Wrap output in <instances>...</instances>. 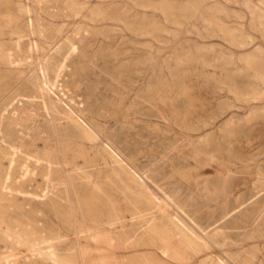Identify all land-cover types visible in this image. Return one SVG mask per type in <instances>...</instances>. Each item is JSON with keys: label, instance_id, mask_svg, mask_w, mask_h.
I'll return each mask as SVG.
<instances>
[{"label": "rangeland", "instance_id": "374dc122", "mask_svg": "<svg viewBox=\"0 0 264 264\" xmlns=\"http://www.w3.org/2000/svg\"><path fill=\"white\" fill-rule=\"evenodd\" d=\"M201 1L93 0L94 8L104 6L106 19L46 16L40 34L32 28V33L0 38V56L9 58L24 48H52L47 57L55 86L52 96L90 123L100 140L105 132L98 126L110 129L127 158L121 160L151 192L160 197L162 188L185 208L195 243L167 225L158 211L134 206V198L126 206L110 190L100 196L79 188L85 219L70 216L71 207L54 186L61 180L74 182L64 166L71 159L59 154V145L57 154H48L43 135L27 134L11 142L10 147L20 151L14 150L11 159L3 157L0 145V216L29 215L30 220L22 222L35 231L74 244L75 250L66 255L77 264L93 258L96 264H201L208 251L198 252L197 240L210 243V252L226 264H264V0ZM48 3L45 12L54 7L56 14L57 7L59 14L65 13L61 0ZM113 17L125 24L110 20ZM152 24L157 31L149 29ZM54 37L61 39L56 46L51 44ZM7 66L14 70L0 73V92L12 84L0 101V119L13 121L16 131H23L43 119L35 114L43 104L35 91L38 80L32 72L26 81L18 79L16 72L30 70L26 65ZM64 84L63 92L57 89ZM147 86L153 89L147 92ZM73 104L79 107L73 109ZM72 160L84 164L88 158ZM11 163L22 170L7 177ZM46 186L56 198L54 211L37 198ZM147 211L157 212V231L151 228L134 240L107 224L117 222V214L120 224L126 229L129 224L132 231ZM31 255L23 245L0 240V264H50ZM205 262L216 264L214 259Z\"/></svg>", "mask_w": 264, "mask_h": 264}, {"label": "bare ground", "instance_id": "6f19581e", "mask_svg": "<svg viewBox=\"0 0 264 264\" xmlns=\"http://www.w3.org/2000/svg\"><path fill=\"white\" fill-rule=\"evenodd\" d=\"M61 1L63 2V4H66L64 14H59L58 12L59 8L57 7H56L57 9L56 14L52 12L53 10H55L54 7H52L53 8L52 11L45 12V10L47 9L45 7L49 5L48 0H0V38L4 35H25V31H29L32 28L35 30V34H40L42 31H44L43 28L47 26V24L44 21V17L46 16L52 18L89 17L93 20L106 19L104 17L105 15L104 6H99L94 8L93 0H80V1L61 0ZM189 6L193 7V5H188L187 7ZM260 13L261 12L258 11L259 15ZM110 20H117L119 22L124 23V21L120 17L118 18L113 17L110 18ZM144 27L147 28L146 26ZM138 28L139 26L137 27V29ZM156 28L157 27L154 26L153 24L150 25L149 27L151 31L152 30L157 31ZM139 30H137L136 33L138 32L139 35H143V31L141 30L139 32ZM29 32L32 33V31ZM1 42L2 41H0V43ZM60 42L61 39L58 40L57 37H54L51 41V44H54V46H56ZM1 47L2 46H0V48ZM51 50L52 48L48 49L42 46H38V47H34L33 49L30 48L22 49L21 51L22 53L17 55L15 58L12 57L9 58V55L6 54L0 56V73L1 72L8 74L12 73L14 69L12 67L9 68L7 65H26L30 67V70L28 72L26 71V69L21 72H16L17 77L21 81H26L28 74L32 72L34 74V78L38 80L36 85L38 89L37 90L34 89V90L38 93V97L40 98V100L43 101V104L41 105V111L35 112V114H38L43 118L42 121H36L33 122L32 125L24 126L23 131H16L15 124L13 123V121H8L7 119H5L4 122L2 119H0V145H2L3 152L5 153L3 154V157L11 159L12 157L15 156L14 150L16 151V153L20 152L18 148L14 149L13 146L10 147V143L15 141L16 139L20 140L21 137L26 138L27 134L34 135L35 138L43 135L45 137L44 141L47 147L46 150L48 154L51 155L57 154V147L59 145L63 149V151L59 152V154L64 158L71 159L70 163H65L64 166L70 169V172L72 173V176L74 178V182L70 183L68 181L64 182L61 180V182H58L57 185L54 186L55 189H59L62 192L60 200L64 203V205L65 206L68 205L69 207H71L69 209L70 216L76 215L80 217V219H85V216L82 213L83 212L82 197L80 193L77 194L76 192L79 188L89 189L91 191H94L96 194L100 196H105V195L108 196V191L110 190L112 194L118 195L121 198V202H124L126 206L129 205L130 199L134 198L133 200L134 202L132 201L134 206L143 205V208L145 207L147 210H153V212L154 210L158 211L160 215L165 217L167 221V225L170 224V226H172L173 229L181 231L183 235H186L188 237L190 236L188 239L189 242L191 244L195 243L191 238L192 231L188 229V226L186 224V221H189L188 219L189 216L185 208L180 204L176 203L174 199L169 194H167L162 188H160L161 189L160 192L162 193L160 197L155 196V194L151 192V190L146 186L145 181L142 178H140V176L138 177V174H136L137 175L136 176L131 170V168H129V166H127L126 163H124L121 160V158H123L127 161V158H124V153L119 147L120 142L118 139H114V135L111 134L110 129L104 126H98V130L100 132H105L104 141L100 140L90 130L89 126H92L90 123L88 122L86 123L82 121L73 111H71V109L64 108L52 96L51 91L55 89L54 79L53 77L50 76L49 70L47 68V63L51 58L50 57L47 60V57L49 56ZM149 60L150 59H145L146 62H148ZM9 83L10 84L7 83V85L1 87L4 89H3V93L0 92L2 93L0 95V101L5 99L6 97L5 93L11 90L12 84L11 82ZM57 89L63 92V90L66 89L65 84L62 85L61 88H57ZM145 89L147 90V92L151 91L153 89V86L151 89L148 86L145 87ZM67 92L73 98V94L69 91V88H67ZM18 103L23 104L24 101L19 100ZM8 106L9 105H6L5 109L8 108ZM78 107L79 105L77 104H73L72 106L73 109ZM3 113H7V109L4 110ZM92 122L95 126V122L94 121ZM5 124L8 126L6 127ZM23 156H22L23 158H26L28 155L25 154ZM76 157L83 159V161L87 158L88 160L84 164H78L75 163V160H72L75 159ZM20 170H22V167L20 165L15 166L14 163H11L8 165L7 171L4 174L7 175V177H9V175H11L14 171L18 172ZM227 172L228 174L231 173L230 170H228ZM5 175L3 176L5 177ZM145 178L147 179V177ZM2 185L3 188L8 186V178L2 182ZM85 189H83L84 192ZM51 190L52 189L50 188V186H46L43 191V194L38 196L37 198L38 201L44 204L48 210L54 211L57 202L54 194L51 193ZM153 212L147 211L144 214L145 216L143 217L142 223L134 222L135 227H133L132 231L129 230V224L127 229L120 224L122 219L117 214L115 215L117 222L107 223V224L110 226L112 230L118 229V232L129 234L131 236L130 240H134L135 237L139 238V236L142 237L143 235L148 233V230H150L151 228L154 230L153 225L155 224L154 219L157 212L155 213ZM131 219L133 220L132 217ZM22 220H30V216L29 215L20 216V215H10V214H5L3 216H0V240L10 241L13 245L16 246L23 245L28 251L31 252L32 254L31 258L33 259L34 258L41 259L50 264H77L72 262L73 256L66 255L68 251L72 252L75 250L74 244H70L71 242L67 243L66 241L63 240H57V239L50 240L46 237L45 233L40 232L38 230L35 231V228L32 225L22 222ZM160 223L162 224V222ZM65 226H67V224ZM155 230L157 231V229ZM155 230L152 232L155 233ZM68 231L69 230L66 228V233H68ZM161 236L159 235V237ZM159 237L158 239L160 240ZM211 239L214 242L215 240H217L215 244L223 243V240L220 238L212 237ZM163 240L164 239H161V242ZM204 243L202 244L201 242H199V240H197V244H196L199 249L198 252L208 251L205 252L204 257L201 260L202 262H200L201 264H205L206 260H211V259L216 260V264H226L225 261H223L219 257H216L214 254H212V252H210L212 249L210 243L207 242ZM175 249L177 250V248ZM194 249L197 250V247H194ZM164 250L166 251L167 249ZM178 252L179 251H177V253ZM173 256L171 255L172 258ZM17 257L20 258V255H18ZM68 258L71 259L69 260ZM193 260H191L190 262H193ZM88 264H96V260L93 258V261ZM191 264H199V263H191Z\"/></svg>", "mask_w": 264, "mask_h": 264}]
</instances>
